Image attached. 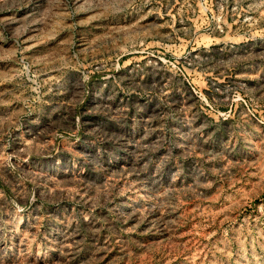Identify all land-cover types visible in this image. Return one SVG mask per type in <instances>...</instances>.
Returning <instances> with one entry per match:
<instances>
[{"label": "rangeland", "instance_id": "1", "mask_svg": "<svg viewBox=\"0 0 264 264\" xmlns=\"http://www.w3.org/2000/svg\"><path fill=\"white\" fill-rule=\"evenodd\" d=\"M0 264H264V0H0Z\"/></svg>", "mask_w": 264, "mask_h": 264}]
</instances>
